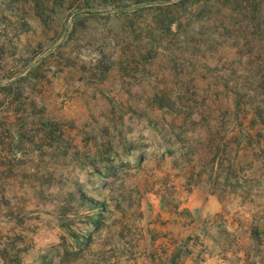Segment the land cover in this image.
<instances>
[{
	"label": "rangeland",
	"instance_id": "obj_1",
	"mask_svg": "<svg viewBox=\"0 0 264 264\" xmlns=\"http://www.w3.org/2000/svg\"><path fill=\"white\" fill-rule=\"evenodd\" d=\"M0 264H264V0H0Z\"/></svg>",
	"mask_w": 264,
	"mask_h": 264
}]
</instances>
